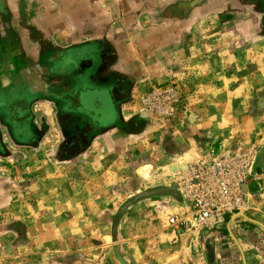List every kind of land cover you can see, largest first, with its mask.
<instances>
[{
    "label": "crops",
    "instance_id": "obj_1",
    "mask_svg": "<svg viewBox=\"0 0 264 264\" xmlns=\"http://www.w3.org/2000/svg\"><path fill=\"white\" fill-rule=\"evenodd\" d=\"M169 84L184 113L160 120L143 98ZM263 129L264 0H0V264H244L237 242L264 264V150L236 240L170 228L165 178Z\"/></svg>",
    "mask_w": 264,
    "mask_h": 264
},
{
    "label": "built area",
    "instance_id": "obj_2",
    "mask_svg": "<svg viewBox=\"0 0 264 264\" xmlns=\"http://www.w3.org/2000/svg\"><path fill=\"white\" fill-rule=\"evenodd\" d=\"M180 92L175 88L153 90L144 98L149 111L174 116ZM260 146H234L219 152L208 151L180 165L167 176L185 199V208L169 217L175 232L198 239L206 230L223 228L235 213L250 209L246 187L255 175ZM176 237L174 241L176 242Z\"/></svg>",
    "mask_w": 264,
    "mask_h": 264
},
{
    "label": "water",
    "instance_id": "obj_3",
    "mask_svg": "<svg viewBox=\"0 0 264 264\" xmlns=\"http://www.w3.org/2000/svg\"><path fill=\"white\" fill-rule=\"evenodd\" d=\"M84 93L82 94V97H81V100H82V104L83 106L86 108V109H91L93 112L95 113H99V114H102V112H99L97 109L94 108V105L93 103L95 102L96 98H99L101 100H104L105 102L107 101H110V103L112 104L113 106V103L111 102V95L109 93V90L107 89H96V90H90L89 92L87 91H83ZM151 165H147L145 167H143L142 169H140V175H142L144 178H146L145 174L147 172V170L151 169ZM241 217H246V218H249L246 213L244 212H239V213H236L234 214L231 219H230V222H229V229L231 231V227H232V224L238 220L239 218ZM250 219V218H249ZM253 220V219H251ZM258 222V221H257ZM259 224H261L263 227H264V224L261 223V222H258ZM232 233V231H231ZM232 236L233 238L236 240L235 236L233 235L232 233ZM238 244V247L240 248L241 252H242V255H243V260H244V264H248L247 261H246V256L244 254V251L242 249V247L240 246L239 242H237Z\"/></svg>",
    "mask_w": 264,
    "mask_h": 264
},
{
    "label": "rangeland",
    "instance_id": "obj_4",
    "mask_svg": "<svg viewBox=\"0 0 264 264\" xmlns=\"http://www.w3.org/2000/svg\"><path fill=\"white\" fill-rule=\"evenodd\" d=\"M178 84H169V85H167V86H157L154 90H165V89H167V88H175V89H177L178 90V86H177ZM178 92H180L179 90H178ZM148 95L149 94H147V95H144V98L145 97H148ZM181 96L179 97V101L178 102H176V113H175V115L173 116H168V115H165V114H156L155 112H151V111H149V109H148V106H146V104H145V102L143 101V105H144V107L145 108H147V110L150 112V114H152L155 118H158V119H160V120H163V119H174L179 113H184L182 110H181V108H183L184 107V96L182 95V94H180ZM143 98V99H144ZM190 113V112H189ZM186 114V113H185ZM186 115H188V114H186ZM60 135V134H59ZM62 139V136L60 135V137H59V140H61ZM242 143H244V142H242ZM246 143H248V142H246ZM252 144L253 143H257L259 146H260V151L261 150H264V129H263V134L261 135V136H258V140H256V141H253V142H251ZM58 146L60 147V143L58 144ZM242 148V147H241ZM259 154H260V152H259ZM258 161H259V155H258V158H257V163H256V165L258 164ZM255 168H256V166H255ZM172 172V171H171ZM171 172L169 173H167V176H170V174H171ZM167 176H165V178L166 179H168V182H169V178L167 177ZM175 187V186H174ZM142 196H143V194H141ZM141 195H137L136 197H134L135 199L136 198H141L142 196ZM144 197V196H143ZM183 197V196H182ZM134 199V200H135ZM132 201V200H131ZM132 204V203H131ZM130 204V205H131ZM130 205H128V206H130ZM126 207L127 206H125L124 205V208H123V210H125L126 209ZM244 212V211H243ZM247 212V211H246ZM246 212H244V213H246ZM239 213V212H238ZM233 216V215H232ZM231 216V217H232ZM231 217H230V219H231ZM227 222H229V219H228V221ZM170 228H172V227H170ZM202 235H204V233L202 234ZM202 237V236H201ZM204 237V239L206 238V236H203ZM202 242H204L203 243V245H202V253H203V257L205 256V251H207L208 250V248H206V246H207V244H206V241H202ZM207 254V253H206ZM113 260V262H114V259H112Z\"/></svg>",
    "mask_w": 264,
    "mask_h": 264
},
{
    "label": "flooded vegetation",
    "instance_id": "obj_5",
    "mask_svg": "<svg viewBox=\"0 0 264 264\" xmlns=\"http://www.w3.org/2000/svg\"><path fill=\"white\" fill-rule=\"evenodd\" d=\"M78 139V138H77ZM76 138L73 139V141L71 142H66L63 141L60 145V150H63L65 152H70V150L72 151H77L79 149L80 146L83 145L84 142H81L80 140L78 141Z\"/></svg>",
    "mask_w": 264,
    "mask_h": 264
},
{
    "label": "bare ground",
    "instance_id": "obj_6",
    "mask_svg": "<svg viewBox=\"0 0 264 264\" xmlns=\"http://www.w3.org/2000/svg\"><path fill=\"white\" fill-rule=\"evenodd\" d=\"M242 212H243V211H242ZM235 214H236V213H235ZM233 215H234V214H233ZM227 221H228V220H227ZM208 231H214V230H206V231H204V232L207 233ZM204 232H203V233H204Z\"/></svg>",
    "mask_w": 264,
    "mask_h": 264
}]
</instances>
